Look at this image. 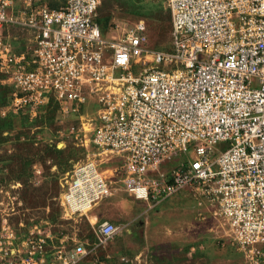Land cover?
<instances>
[{"label": "built area", "instance_id": "obj_1", "mask_svg": "<svg viewBox=\"0 0 264 264\" xmlns=\"http://www.w3.org/2000/svg\"><path fill=\"white\" fill-rule=\"evenodd\" d=\"M9 5L0 0V24L31 35L30 52L0 51L13 105H46L52 92L82 103L84 84L98 106L87 143L93 157L121 159L122 191L154 205L184 191L201 196L246 262L264 264V0H165L167 51L149 48L142 20L103 34L99 0L15 16ZM175 156L183 157L172 166ZM109 185L94 161L75 165L60 186L62 217L84 216ZM116 231L102 221L92 244L61 240L50 262L45 236L19 241L8 232L0 254L5 264H105L93 257Z\"/></svg>", "mask_w": 264, "mask_h": 264}, {"label": "rangeland", "instance_id": "obj_2", "mask_svg": "<svg viewBox=\"0 0 264 264\" xmlns=\"http://www.w3.org/2000/svg\"><path fill=\"white\" fill-rule=\"evenodd\" d=\"M64 2L10 0L8 10L15 16L38 5L53 8ZM97 18L102 33L112 35H117L122 25L142 20L149 48L169 50L165 0H99ZM27 31L25 27L0 24V51L30 52L31 35ZM4 74L0 72V96L7 100L0 107V248L7 247L6 242L12 239L8 232L19 241L30 234L45 236L47 254L43 259L50 262L52 246L61 240L69 247L92 244V227L107 221L117 231L96 250L93 258L97 262L121 264L119 258L124 257L126 264H248L225 237L223 223L213 214L210 202L201 196L184 191L154 205L133 201L122 191L121 159L110 154L93 157L95 148L87 143L98 106L84 84L82 103L57 101L52 92L46 105L20 107L13 105L16 90L7 84ZM182 157L175 156L170 165L176 166ZM87 159L94 161L109 181V195L85 217L63 218L58 204L60 186L73 167ZM4 258L0 254V263L5 264Z\"/></svg>", "mask_w": 264, "mask_h": 264}, {"label": "trees", "instance_id": "obj_3", "mask_svg": "<svg viewBox=\"0 0 264 264\" xmlns=\"http://www.w3.org/2000/svg\"><path fill=\"white\" fill-rule=\"evenodd\" d=\"M167 18H168V14H167ZM106 20H107V19H104V22H103V26H104V28H105V25H106ZM96 22L98 23V25L100 24L99 26L102 25V24L100 23V21H99L98 18H96ZM100 29H101V32H102V28H101V27H100ZM7 92H9V90H8ZM6 104H7V100L5 99V96L1 95V96H0V107H1V106H5ZM55 151H56V152H59L58 149H55Z\"/></svg>", "mask_w": 264, "mask_h": 264}, {"label": "crops", "instance_id": "obj_4", "mask_svg": "<svg viewBox=\"0 0 264 264\" xmlns=\"http://www.w3.org/2000/svg\"><path fill=\"white\" fill-rule=\"evenodd\" d=\"M86 215H84V217H85ZM89 221V220H88Z\"/></svg>", "mask_w": 264, "mask_h": 264}]
</instances>
